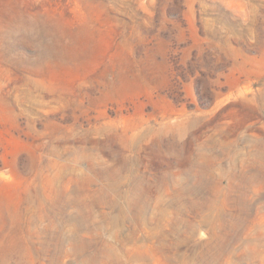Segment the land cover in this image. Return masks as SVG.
<instances>
[{"label":"rangeland","instance_id":"374dc122","mask_svg":"<svg viewBox=\"0 0 264 264\" xmlns=\"http://www.w3.org/2000/svg\"><path fill=\"white\" fill-rule=\"evenodd\" d=\"M0 264H264V0H0Z\"/></svg>","mask_w":264,"mask_h":264}]
</instances>
